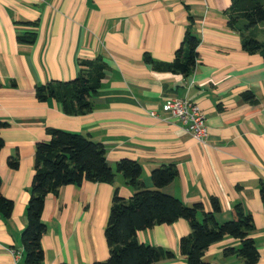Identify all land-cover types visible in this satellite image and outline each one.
I'll return each instance as SVG.
<instances>
[{"label":"crops","instance_id":"obj_1","mask_svg":"<svg viewBox=\"0 0 264 264\" xmlns=\"http://www.w3.org/2000/svg\"><path fill=\"white\" fill-rule=\"evenodd\" d=\"M231 0H0V192L13 202L9 219L0 215V264H12L11 249L22 261L20 233L34 172V144L47 141V127L89 136L103 144L109 165L121 158L141 164V181L153 187V168L173 163L177 176L161 189L186 205L201 202L218 223L233 218L239 204L253 218L258 251L264 264V57L241 46V32L227 25ZM189 16L199 35L198 57L189 76L156 71L143 60L148 52L170 61L181 44ZM242 22V21H241ZM264 40V23L251 27ZM250 30L246 31L249 33ZM32 35L33 40H19ZM101 56L107 67L84 114L64 113L54 98L40 101L37 84L68 80L79 59ZM251 92L252 99L244 94ZM173 97H186L204 112L208 135L196 141L178 119L163 110ZM155 110L151 116L149 110ZM18 154V165L6 158ZM127 198L132 189L121 173L113 182L66 184L47 193L41 219L42 264H93L105 260L104 237L114 189ZM179 218L139 230V241L168 249L173 256L154 264H188L179 240L188 234ZM240 240L225 236L211 243L203 260L245 264L226 247Z\"/></svg>","mask_w":264,"mask_h":264},{"label":"trees","instance_id":"obj_2","mask_svg":"<svg viewBox=\"0 0 264 264\" xmlns=\"http://www.w3.org/2000/svg\"><path fill=\"white\" fill-rule=\"evenodd\" d=\"M225 12L228 16L227 25L242 33L243 50L259 51L264 57V40L255 38L251 28L264 23V0H231ZM248 30L250 32L246 33ZM18 39L31 42L33 36H20ZM199 43V35L189 16L183 40L174 50L170 61L155 59L148 52L143 53V60L156 71L189 76L197 61ZM106 67L101 56L79 59L78 71L73 78L37 84L34 95L40 101L54 98L64 113L84 114L92 108V95L100 87ZM244 96L248 99L253 97L251 92H246ZM5 125L6 122L0 121V127ZM46 132L50 138L34 144V172L25 208V225L20 233L23 258L19 264H42L44 253L41 237L45 232V223L41 213L47 193L57 194L63 185L81 184L85 180L113 182L116 173H121L132 194L124 198L114 189L104 228L108 256L105 260H95L93 264H154L173 256L168 249L139 241L137 232L155 224H169L179 218L185 219L190 228L188 234L179 240L180 253L188 264H217L203 260V255L211 243L225 236L239 239L240 244L224 248V256L236 254L245 264L257 261V247L249 236L254 229L251 214L236 204L233 218L218 223L214 218V212L219 210L216 197L210 198L212 211H206L201 202L186 205L178 197L164 192L161 188L177 176V168L173 163L151 170L153 187L149 188L141 181V164L137 160L121 158L112 168L102 143L89 136L55 127H47ZM2 145L0 137V147ZM6 163L15 168L18 154L9 155ZM259 194L264 206V180L259 183ZM12 208V200L0 192V215L9 219Z\"/></svg>","mask_w":264,"mask_h":264},{"label":"built area","instance_id":"obj_3","mask_svg":"<svg viewBox=\"0 0 264 264\" xmlns=\"http://www.w3.org/2000/svg\"><path fill=\"white\" fill-rule=\"evenodd\" d=\"M163 110L178 119L182 127L198 142L203 143L208 135L205 116L200 106L186 97H173L163 104ZM151 116H156L155 110H149ZM12 264H19V251L11 249Z\"/></svg>","mask_w":264,"mask_h":264}]
</instances>
